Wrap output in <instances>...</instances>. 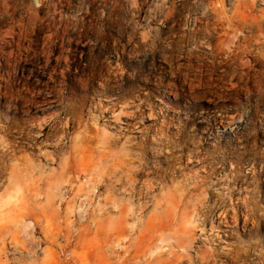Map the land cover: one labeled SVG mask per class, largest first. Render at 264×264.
Returning <instances> with one entry per match:
<instances>
[{
    "label": "rangeland",
    "instance_id": "374dc122",
    "mask_svg": "<svg viewBox=\"0 0 264 264\" xmlns=\"http://www.w3.org/2000/svg\"><path fill=\"white\" fill-rule=\"evenodd\" d=\"M38 1L0 6V194L7 192L12 166H31L24 179L33 180L41 196L29 205L53 232V242L39 245L37 260L75 264L74 242L66 244L75 233L65 222L81 223L76 208L99 221L116 216L117 202L148 236L150 218L167 222L169 198L185 194L181 203L191 227L212 215L219 221L214 208L224 199L248 197L249 209L258 200V216L243 227L239 212L232 229L211 231L209 246L216 254L228 251L223 246L238 250L218 264H264V0ZM6 24L21 37H2ZM41 121L44 134L65 136L59 148L45 143L58 140L37 146L25 138L2 155L23 132L38 131ZM115 177L120 180L113 184ZM104 207L111 212L104 214ZM177 224L176 217L171 229ZM35 235L43 238L39 229ZM199 245L206 249L190 243L181 264H198Z\"/></svg>",
    "mask_w": 264,
    "mask_h": 264
},
{
    "label": "bare ground",
    "instance_id": "6f19581e",
    "mask_svg": "<svg viewBox=\"0 0 264 264\" xmlns=\"http://www.w3.org/2000/svg\"><path fill=\"white\" fill-rule=\"evenodd\" d=\"M9 1L14 2V0H3V1H0V6L1 7L3 6L5 8L9 7L8 6ZM38 2H40V0ZM12 7H14V5ZM10 9H12V8H10ZM14 9H15V7H14ZM27 9H29V8H27ZM22 10H24V9H22ZM24 12H25V10H24ZM10 13H12V12H10ZM26 13H27V11H26ZM19 15H20V13H19ZM14 16H17V15H14ZM1 17H2V15H1ZM30 17L31 16H29V18ZM20 18L21 17H19V19ZM33 19H34V17H33ZM22 20H24V19H22ZM13 21H14V23L15 22L19 23L21 20L19 21V20L13 19ZM1 22L2 23L4 22L3 19L1 20ZM9 22H11V21H9ZM25 23H26V21H25ZM28 24H30V23L27 22L26 25H28ZM1 25H3V24H1ZM5 26H6V28L2 29V31H1L2 37H8L9 36V38L11 37L13 40L14 36L17 35V39H18V36H20V34L15 31L16 26H14V25L7 26V24ZM30 28H31V26H30ZM34 28H35V26H34ZM48 30H49V28H48ZM142 37L147 38L146 35H144V34L142 35ZM148 39L149 38H147V40ZM18 42H17V45H18ZM16 47H18V46H16ZM0 49H2V48L0 47ZM47 54H50V53H47ZM241 59H242V57H241ZM243 65H245V64H243ZM112 116L114 117L115 121H119L120 116L117 113H116V115H112ZM232 118H231V120H232ZM51 120L53 121V119H51ZM44 121H46V120H44ZM58 121H60V120H58ZM62 122H64V121H62ZM58 123H60V122H58ZM37 124H38V128H37L38 131L35 132L33 130L35 132L33 134L23 132L19 136L20 141L18 142V145L11 146L10 151L4 150V152H2V155L6 156L11 152H15L21 146V144L23 143L22 141L25 138L28 139L31 144H36L37 146L38 145L45 146L43 144V140H46V141L47 140L48 141L58 140L55 143H52V142L51 143L45 142V143L47 145L52 146L53 148H59L60 141L64 140L65 136L62 137L63 136V134H62V135H59L60 136L59 138L54 139V138L50 137L48 134L43 133L44 130H43V126H42V121H41V123L37 122ZM61 127H62V130L64 132L69 129L68 119L65 120V122L61 125ZM233 127H230V129L234 130ZM18 128H20V127H18ZM49 129H51V128H49ZM59 130H61V129H59ZM59 133H60V131H59ZM52 136H54V135H52ZM55 137H56V135H55ZM1 143H3V141H2V138L0 137V147H1ZM41 156L45 161L48 162V164L53 163L55 160L52 153H47V152L44 153L43 152L41 154ZM3 162H4V159L2 158V156H0V173L2 172L1 170L3 169L2 168ZM65 166H68L67 162H65ZM30 168H31V166H28L27 168H24V167L21 168L19 166H12L11 171L9 172L8 178H6V180H8V183H10V185L11 184H13V185L4 186L5 187L4 190H6L7 192L0 194V264H48V261H44V260L38 261L37 260V256H38L37 254L39 251V245L42 242H44V243L53 242V237H52L53 232L50 229L52 224L49 222V220L44 219L43 218L44 216L39 217V215H36V212H37L36 208L31 207L29 205L28 200L41 196L39 194V189L37 188L38 185H36L33 180L31 181V183H27L26 180L24 179V177L28 174ZM115 172L116 171H114V174H115ZM205 173H206V171H205ZM59 174H60V176H62L64 174V172L61 171ZM226 175H228V173H226ZM118 176H119V174H118ZM121 176H122V174H121ZM220 176H219V178H220ZM14 177H15V179H13ZM227 178H228V176H227ZM221 179H222V177H221ZM119 180L120 179L117 177L115 182L113 181V184L116 182H119ZM199 180H201V179H199ZM246 181H248V180H246ZM1 182H2V178H1ZM1 182H0V188L3 186V185L1 186ZM123 184H125V183H123ZM126 184H127V182H126ZM143 184H145V182ZM219 184H220V182H219ZM56 186H58V185H56ZM105 186H109V185H105ZM123 186H121V188ZM146 188H147V186H146ZM148 189H150V188H148ZM123 191H124V189H123ZM147 191H148L147 189L145 191V186H144V192H145L144 195L147 193ZM218 191H216V192H218ZM142 192H143V190H142ZM233 192H235V191H233ZM250 192H251V190H250ZM244 194L247 195L248 192H247V194L246 193H244ZM103 195H106V194L104 193ZM247 196H250V195H247ZM182 197L185 198V194H181L178 198H175V197L169 198V201L167 202V208L168 209L166 210V213L167 214L172 213V215L167 220V222L158 220L157 216H153L150 218L149 222L146 224V227H145V228H148L150 230V234L148 236H145V234L142 230H137V227H136L134 222H128V220L126 218V216L128 215L127 210L125 208L120 207L117 202L113 203V207L115 209L114 212L116 211L115 212L116 216L113 218H111L109 216H105L103 218V220H99V221L95 218H92L89 220L85 219L86 216H84V213L83 212L80 213L81 209L78 208L79 209L78 210L76 208L78 211H76V209H75V212H77V213L79 212V214H78V216L80 217L79 222L81 220V223L79 225H76V223L73 220H70V218L65 222L66 230L69 231L70 227H71V228H73V231L75 233V237L73 240L70 239V236L66 237V244L71 245V243L74 242L72 255H71L72 259L74 260V263L75 264H181L187 258V247H188V245L190 243H193L194 241H196L197 243L202 242L206 245V249L204 248L205 250L201 249L202 247L200 248V245H199V247H197L194 250L195 258H196V261L198 264H218V262L220 263L221 258H224L226 256V254L238 252V250L235 251L233 248H230V246L229 247L223 246V249L228 250V251L225 252L222 250L223 252L221 254H216L215 251L213 249H211L212 247L209 246L211 244L210 242H212L211 231L220 230L222 232L223 231L222 227H230L232 229L236 225V222L238 220V214L241 211H242L241 215L243 216L242 219H243V227H244L246 225V223L248 222L250 215H252V216L255 215L256 210L258 208V200H256L254 203H252L253 206L249 209V208H247V204H248L247 198L248 197L244 199V197H245L244 196L241 203H239V202L231 203L228 201H224L225 200L224 199L223 204H221L219 207L214 208V209H216V208L218 209L217 218L218 217L220 218L219 221L216 220V217L214 220V216L212 215V218H213L212 221H210L208 219L202 220L198 226L191 227V226H188V223H186V222L190 221V218L192 217V215H191V213H189L187 211L186 207H184V205H182L183 204V203H181V202H183ZM216 199H218V198H216ZM238 199L239 198H237V200ZM108 200H109V197L106 196L105 197L106 203L109 202ZM214 200L215 199H213V201ZM231 200H232V198H231ZM102 203H103V201H102ZM155 206H160V202L157 201ZM216 206H218V205H216ZM79 207L82 208L81 205ZM180 207H182V208H180ZM96 209H98V208H96ZM212 209H213L212 207H209L210 211H212ZM102 211L104 214H107L110 211V208L104 207L102 209ZM214 212L215 211L213 210V213ZM230 212H233V215H230ZM258 214L256 213L257 216H258ZM176 217L178 218L177 227L171 229L170 223L173 222ZM221 217H222V219H221ZM256 217H255V219H256ZM67 218H68V216H67ZM253 222H255V221H253ZM251 223H252V221H251ZM206 224L209 225V229H206ZM37 229H39V231L41 232L42 237H43L40 240H37L36 235H35L37 232ZM170 229L172 230L171 233L168 232V230H170ZM208 231H209V233H208ZM197 233H199V235ZM197 236L199 238H197ZM170 238L173 239L172 244H170L167 247L163 246V243L167 239H170ZM238 247H240V246H238ZM176 248L181 250L182 252L175 251L174 249H176ZM43 250H44V253H46L48 251L47 249H44V248H43ZM183 252H185V253H183ZM25 257H29L30 259L29 260L25 259ZM230 257H232V256H230ZM234 260H236V259H234Z\"/></svg>",
    "mask_w": 264,
    "mask_h": 264
}]
</instances>
